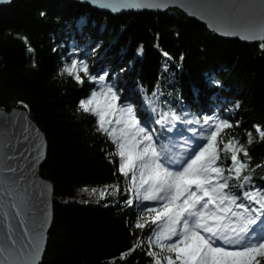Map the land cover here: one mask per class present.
<instances>
[{
  "label": "trees",
  "instance_id": "16d2710c",
  "mask_svg": "<svg viewBox=\"0 0 264 264\" xmlns=\"http://www.w3.org/2000/svg\"><path fill=\"white\" fill-rule=\"evenodd\" d=\"M95 39L101 44L91 50ZM106 60L118 75L99 81ZM107 88L152 130L165 162L183 140L187 154H203L206 170L225 179L220 200L260 240L264 40L223 38L177 8L112 14L73 0H12L0 6V106L26 104L45 132L41 171L53 183V221L39 264H160L150 225L132 204L130 156L114 142L117 109L105 118L102 100L90 101ZM174 245L172 264H199L203 243ZM260 259L264 244L239 264Z\"/></svg>",
  "mask_w": 264,
  "mask_h": 264
},
{
  "label": "rangeland",
  "instance_id": "374dc122",
  "mask_svg": "<svg viewBox=\"0 0 264 264\" xmlns=\"http://www.w3.org/2000/svg\"><path fill=\"white\" fill-rule=\"evenodd\" d=\"M72 29L76 32L73 24ZM100 44L95 39L89 49L94 50ZM98 73V80L103 81L107 75H118V70L106 60ZM98 100H102L100 113L105 118L116 114L114 109H117L114 142L130 156L132 204L137 207L139 218L150 225L145 232L147 237L155 239L150 241V253L155 260L160 264H172L174 246H180L174 242L195 238L204 244L201 256H197L199 264H239L242 259L251 261L259 244H264V235L260 240L248 235L245 220L241 216L234 217L239 211L229 209L228 203L220 200L219 188L225 179L219 178L214 171L206 170L204 155L187 154L191 144L183 140L181 153L173 155L174 161L165 162L160 153V143L149 127L136 122L133 107L127 100L118 97L116 105L111 88L101 92L100 96L98 93L91 96V102ZM72 111L77 118L82 116L78 108L74 107ZM165 210L167 217L162 215ZM156 220H160L161 225L165 224L159 230L153 224ZM167 233L172 235L168 238ZM241 234L243 239L238 240ZM262 261L264 259L254 264Z\"/></svg>",
  "mask_w": 264,
  "mask_h": 264
},
{
  "label": "water",
  "instance_id": "95a60500",
  "mask_svg": "<svg viewBox=\"0 0 264 264\" xmlns=\"http://www.w3.org/2000/svg\"><path fill=\"white\" fill-rule=\"evenodd\" d=\"M12 0H0V6ZM112 14L182 10L223 38L264 40V0H73ZM44 130L24 103L0 106V264H39L53 221Z\"/></svg>",
  "mask_w": 264,
  "mask_h": 264
},
{
  "label": "bare ground",
  "instance_id": "6f19581e",
  "mask_svg": "<svg viewBox=\"0 0 264 264\" xmlns=\"http://www.w3.org/2000/svg\"><path fill=\"white\" fill-rule=\"evenodd\" d=\"M144 155H145V154H144ZM147 156H149V154H148ZM147 156H146V157H147ZM151 157H152V156H151ZM142 160H143V159H142ZM146 161H147V160H146ZM183 198H184V197H183ZM186 198H187V197H186ZM199 207H200V206H199ZM194 217H195V216H194ZM187 220H188V219H187ZM183 226H184V225H183Z\"/></svg>",
  "mask_w": 264,
  "mask_h": 264
}]
</instances>
